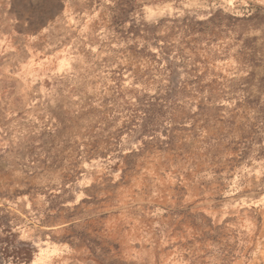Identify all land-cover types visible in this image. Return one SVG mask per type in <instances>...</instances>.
<instances>
[{
    "label": "rangeland",
    "instance_id": "obj_1",
    "mask_svg": "<svg viewBox=\"0 0 264 264\" xmlns=\"http://www.w3.org/2000/svg\"><path fill=\"white\" fill-rule=\"evenodd\" d=\"M0 264H264V0H0Z\"/></svg>",
    "mask_w": 264,
    "mask_h": 264
}]
</instances>
